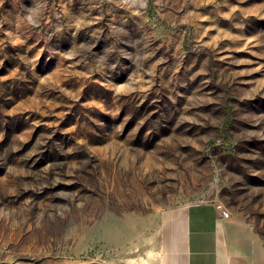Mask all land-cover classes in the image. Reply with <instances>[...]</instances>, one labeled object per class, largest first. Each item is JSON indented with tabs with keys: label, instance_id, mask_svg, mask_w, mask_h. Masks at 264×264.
Returning <instances> with one entry per match:
<instances>
[{
	"label": "rangeland",
	"instance_id": "obj_1",
	"mask_svg": "<svg viewBox=\"0 0 264 264\" xmlns=\"http://www.w3.org/2000/svg\"><path fill=\"white\" fill-rule=\"evenodd\" d=\"M208 203L264 264V0H0V264H157Z\"/></svg>",
	"mask_w": 264,
	"mask_h": 264
},
{
	"label": "crops",
	"instance_id": "obj_2",
	"mask_svg": "<svg viewBox=\"0 0 264 264\" xmlns=\"http://www.w3.org/2000/svg\"><path fill=\"white\" fill-rule=\"evenodd\" d=\"M216 204H198L164 218L157 264H258L248 238Z\"/></svg>",
	"mask_w": 264,
	"mask_h": 264
},
{
	"label": "built area",
	"instance_id": "obj_3",
	"mask_svg": "<svg viewBox=\"0 0 264 264\" xmlns=\"http://www.w3.org/2000/svg\"><path fill=\"white\" fill-rule=\"evenodd\" d=\"M222 214H223L224 217H228L229 216L228 212L225 211V210H222Z\"/></svg>",
	"mask_w": 264,
	"mask_h": 264
}]
</instances>
